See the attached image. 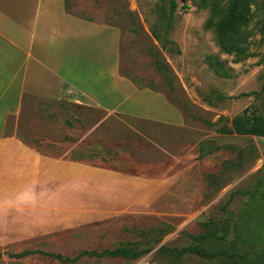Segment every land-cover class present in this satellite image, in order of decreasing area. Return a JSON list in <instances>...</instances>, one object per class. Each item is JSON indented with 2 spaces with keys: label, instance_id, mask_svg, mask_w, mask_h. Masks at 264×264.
<instances>
[{
  "label": "rangeland",
  "instance_id": "374dc122",
  "mask_svg": "<svg viewBox=\"0 0 264 264\" xmlns=\"http://www.w3.org/2000/svg\"><path fill=\"white\" fill-rule=\"evenodd\" d=\"M66 4L78 17L121 30L122 75L139 88L163 93L184 112L187 125L174 129L27 96L23 113L9 118L6 134L49 156L148 177L167 176L201 160L209 212L166 241L171 229L152 222L146 226L151 233L137 234L136 249L157 250L158 264H233L234 253L262 261L264 138L227 130L246 110L264 119V0ZM231 7L243 16L233 23L238 30L228 31V41L216 25Z\"/></svg>",
  "mask_w": 264,
  "mask_h": 264
},
{
  "label": "crops",
  "instance_id": "0c3cea01",
  "mask_svg": "<svg viewBox=\"0 0 264 264\" xmlns=\"http://www.w3.org/2000/svg\"><path fill=\"white\" fill-rule=\"evenodd\" d=\"M121 43V30L74 15L66 0H0V264H158L157 250L98 255L150 250L136 249L147 225L171 229L166 241L209 212L201 160L148 177L49 156L6 134L27 96L184 129L178 106L122 75Z\"/></svg>",
  "mask_w": 264,
  "mask_h": 264
},
{
  "label": "trees",
  "instance_id": "16d2710c",
  "mask_svg": "<svg viewBox=\"0 0 264 264\" xmlns=\"http://www.w3.org/2000/svg\"><path fill=\"white\" fill-rule=\"evenodd\" d=\"M66 7L68 9L67 4ZM227 15H228L227 18L223 23L219 25H216L214 23L213 25L210 26L211 28H214V26L216 25L217 28H221L222 30H224L226 38L229 41L228 31L230 29L238 30V26H233V23L242 20L243 13L238 12L236 8L231 7ZM227 134H236L239 136H257L264 138V119L262 117L251 116L248 114V111L246 110L243 112L242 115H239L232 120V128L230 130H227ZM257 238L258 240H261L260 235H258ZM132 251L134 250L126 249V248H118L114 251H105L98 256H111V257L122 256L128 259L130 255H132L133 258H137L144 254L149 253L151 250L139 251L135 253H133ZM263 255H264V251H263ZM55 258L61 261H66V259H64L61 256H55ZM230 258L233 260L232 262L233 264H264V259L261 261V258L258 261H248L247 254L234 253L233 255H231Z\"/></svg>",
  "mask_w": 264,
  "mask_h": 264
},
{
  "label": "water",
  "instance_id": "95a60500",
  "mask_svg": "<svg viewBox=\"0 0 264 264\" xmlns=\"http://www.w3.org/2000/svg\"><path fill=\"white\" fill-rule=\"evenodd\" d=\"M229 217H232V215H229Z\"/></svg>",
  "mask_w": 264,
  "mask_h": 264
}]
</instances>
